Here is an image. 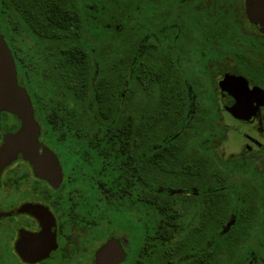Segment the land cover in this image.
<instances>
[{
    "label": "flooded vegetation",
    "instance_id": "1",
    "mask_svg": "<svg viewBox=\"0 0 264 264\" xmlns=\"http://www.w3.org/2000/svg\"><path fill=\"white\" fill-rule=\"evenodd\" d=\"M42 4L0 0V34L38 125L37 155L52 165L46 178L14 150L0 166V264H264V3L53 1L57 12L80 13L89 53L98 52L94 62L108 76L120 69L125 40H151V83L166 89L176 126L167 168L150 179L164 208L141 204L137 145L82 143L68 124L81 113L48 110L59 100L69 108L72 98L29 94L19 62L49 52L30 41L43 34L29 25L42 23ZM201 121L206 137L183 143ZM19 127L2 111L0 146Z\"/></svg>",
    "mask_w": 264,
    "mask_h": 264
},
{
    "label": "trees",
    "instance_id": "2",
    "mask_svg": "<svg viewBox=\"0 0 264 264\" xmlns=\"http://www.w3.org/2000/svg\"><path fill=\"white\" fill-rule=\"evenodd\" d=\"M53 1L43 0L42 23H29L34 31L38 26L43 33L39 39L30 40L32 48L41 43L49 50L44 55L45 60H38L33 52L26 65L19 62L20 70H26L28 75L29 94L72 98L69 108H65L67 101L59 100L48 104V110L81 113L68 124L74 127L75 136L81 138L82 143L89 139L94 145H137L141 204L164 208V197L150 193L154 187L150 179L163 175L167 168L170 152L165 144L176 126L170 120L169 104L163 99L166 89L151 83V40H125L122 60L118 62L120 69H114L108 76L94 62L93 57L98 58V52L89 53L80 13L72 14L71 9L63 5L57 12ZM36 10L39 8H33L34 12ZM56 34L61 44L57 66L53 55ZM116 114H119L117 119ZM62 121L67 123V120Z\"/></svg>",
    "mask_w": 264,
    "mask_h": 264
},
{
    "label": "water",
    "instance_id": "3",
    "mask_svg": "<svg viewBox=\"0 0 264 264\" xmlns=\"http://www.w3.org/2000/svg\"><path fill=\"white\" fill-rule=\"evenodd\" d=\"M264 3V0H261ZM261 2H257L259 4ZM255 15V14H254ZM256 16H260L256 13ZM223 92L228 91L229 80L225 79ZM7 111L14 114L20 121L19 129L5 136L0 146V166L13 158V151L21 152L33 163L38 164L40 173L49 178L52 165L46 157L37 155L38 125L33 118V111L25 89L17 84L16 69L12 54L0 34V113ZM105 248V247H104Z\"/></svg>",
    "mask_w": 264,
    "mask_h": 264
},
{
    "label": "rangeland",
    "instance_id": "4",
    "mask_svg": "<svg viewBox=\"0 0 264 264\" xmlns=\"http://www.w3.org/2000/svg\"><path fill=\"white\" fill-rule=\"evenodd\" d=\"M168 1H170V0H168ZM207 126H208V124H206V123H204V122L201 121V123L200 124H197L193 128L192 131H190L187 135H185L184 137H182L183 143L185 141V138L189 139L190 143L192 142V140H195L198 143V140L199 139L202 140L204 137H206V135H207ZM210 157H212V156H210ZM207 163H209V164L213 163L214 164L216 162L212 158V160L210 162H207ZM209 168H212V167L209 166ZM206 174H207V168H206V170L203 171V175H206ZM193 176H197V174L195 173V174H193ZM192 183H195L196 184V186L194 187V189H196L197 191H200L201 188H204V185H205V184H202V183H199L198 181H196L195 178L192 180ZM193 193L195 194L197 192L196 191H193ZM188 201H189V203L191 202V200H188Z\"/></svg>",
    "mask_w": 264,
    "mask_h": 264
}]
</instances>
